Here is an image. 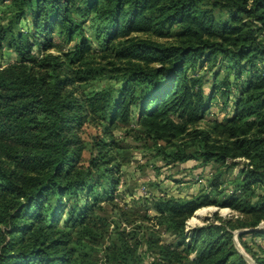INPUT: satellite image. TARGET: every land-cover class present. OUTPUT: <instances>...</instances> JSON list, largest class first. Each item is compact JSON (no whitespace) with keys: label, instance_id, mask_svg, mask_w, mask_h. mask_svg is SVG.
Segmentation results:
<instances>
[{"label":"trees","instance_id":"obj_1","mask_svg":"<svg viewBox=\"0 0 264 264\" xmlns=\"http://www.w3.org/2000/svg\"><path fill=\"white\" fill-rule=\"evenodd\" d=\"M28 17L32 33L24 35L19 24ZM262 33L264 0H0V52L15 56L0 69V264H97L90 244L102 242L109 225L89 223L88 202H99L101 180L112 178L113 130L132 120L137 129L130 131L157 146L166 164L248 162L221 201L201 191L150 202L155 223L179 237L177 245L162 244L151 227L144 240L141 225L126 232L114 223L108 261L138 264L135 251L144 245L150 264H247L233 233L264 221L263 199L250 200L264 186ZM51 35L74 45L51 54ZM201 72H212L211 81ZM232 88V116L206 121L217 95L228 106ZM85 124L100 132L87 167L77 135ZM106 186L111 199L116 183ZM80 196L76 213L68 202ZM208 206L239 217L214 213L186 231L194 212ZM248 235L264 231L237 236L264 264V250L257 257L244 243Z\"/></svg>","mask_w":264,"mask_h":264},{"label":"rangeland","instance_id":"obj_2","mask_svg":"<svg viewBox=\"0 0 264 264\" xmlns=\"http://www.w3.org/2000/svg\"><path fill=\"white\" fill-rule=\"evenodd\" d=\"M19 29L24 35H31L32 29L29 17L20 22ZM85 32L91 40L93 33L88 25L85 26ZM50 39L53 45L50 51L54 55L59 52H66L74 45H67L56 35H51ZM262 39L264 40V33H262ZM91 47L93 52L96 53L99 51L97 43L92 42ZM33 51L37 58L40 57L41 54L36 47L33 48ZM14 61V54L6 47L3 48L0 52V69H3ZM212 72H201L200 74L204 73L205 80L211 81L210 73ZM224 76L225 74L223 72L220 73L218 81ZM209 85L210 83L206 87L209 88ZM231 91L228 106L225 109L222 106L220 96H216L211 104L210 110H208V116L205 118L206 121L213 119L222 121L226 117L232 116L231 105L237 93L234 88ZM131 129H137L135 120L130 121L125 126V129L118 127L113 130L115 148H112L111 155L115 157V160L111 161V166L114 168L113 174L111 175L112 178L107 180L104 177V180H101L103 182L99 185L98 195L96 196L99 202L94 203L90 199L88 202L90 211L88 212L87 220L89 223L99 225L103 221L106 222L109 225L108 236L112 231V225L114 223L125 229L126 232L135 225H141L147 231L144 240L150 238L151 227L156 232L155 236H157L162 244L177 245L180 241L179 237L167 232L164 227H159L155 223L153 219L154 213L150 210V202L158 198L190 199L201 191L210 193L214 200L221 201L225 195H229L234 190L236 181L240 178V173L248 161L243 158H237L227 160L223 164H202L196 160L166 164L157 146L142 138H137L134 135V131H130ZM99 133L98 128L90 124L83 125L77 133L81 142L85 144V149L81 153V164L83 166L87 167L88 163L97 155L94 149L93 137ZM111 180L116 183V186L110 199L107 197L108 195L105 196L103 194L110 193L106 185ZM258 198H262L264 201V186L255 188L254 195L250 197V200L257 201ZM75 204H77L76 213H78L79 208L84 204L83 196H80L77 201L70 199L68 207H72ZM213 208L218 209L215 212ZM195 212L187 220L185 225L186 231L202 227L206 223L213 221L214 213L223 219L230 217L237 219L239 217L237 212L231 209L215 206L203 207ZM128 223H133V225L129 226ZM256 228H260L258 231H264V221L260 222ZM254 229H246V232L243 233L257 232L252 231ZM108 236L104 240H100L102 242L99 244H90L93 246L92 251L94 252V260L97 264H114L110 263L106 257ZM237 236L234 235L236 246L255 264L250 255L246 254L238 243ZM140 238L141 233L134 239H128V241L131 245H134ZM243 241L252 253H255L257 257H262L260 250H264V237H251L248 235ZM134 257L138 261V264H150V253L144 245L138 246ZM190 257L193 258L194 255ZM247 264L251 263L247 262Z\"/></svg>","mask_w":264,"mask_h":264},{"label":"water","instance_id":"obj_3","mask_svg":"<svg viewBox=\"0 0 264 264\" xmlns=\"http://www.w3.org/2000/svg\"><path fill=\"white\" fill-rule=\"evenodd\" d=\"M213 209H214V211L216 212L218 208H213ZM195 213H196V212H195ZM195 213H194V214H195ZM259 229H260V228H256V229H254V230H252V231H258ZM243 232H246V231H245V230L237 231L236 233H234V235L237 236L238 234L243 233ZM234 243H235V242H234ZM235 247L237 248V250L239 251V253L241 254V256H242V257H243L248 263L253 264V263L251 262V260L239 250V248H238V246H236V244H235Z\"/></svg>","mask_w":264,"mask_h":264},{"label":"bare ground","instance_id":"obj_4","mask_svg":"<svg viewBox=\"0 0 264 264\" xmlns=\"http://www.w3.org/2000/svg\"><path fill=\"white\" fill-rule=\"evenodd\" d=\"M193 222V221H192Z\"/></svg>","mask_w":264,"mask_h":264}]
</instances>
